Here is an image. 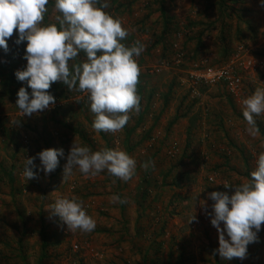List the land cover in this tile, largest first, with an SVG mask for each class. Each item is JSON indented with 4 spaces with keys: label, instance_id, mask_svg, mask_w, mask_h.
<instances>
[{
    "label": "rangeland",
    "instance_id": "obj_1",
    "mask_svg": "<svg viewBox=\"0 0 264 264\" xmlns=\"http://www.w3.org/2000/svg\"><path fill=\"white\" fill-rule=\"evenodd\" d=\"M49 2L52 6L48 5L45 25L56 23L55 15L59 14L54 12L55 0ZM106 2L109 7L105 10L121 18L129 31L121 42L131 46L139 41L144 48L137 58L141 110L129 114L126 127L134 129L139 115H143V123L127 145L123 130L105 133L93 128L94 114L86 93L32 116L23 115L11 94L13 88L2 78L7 71L15 74L19 67H26L23 56L27 42L16 45L18 35L14 32L8 40L9 52L0 49V165L3 171H14L15 179L14 195L9 185L0 182V264H141L146 250L154 251L159 243L162 252L155 257L164 264H264V225L258 242L248 245L246 259L224 260L219 256V234L209 215L214 201L208 199L213 191L234 194V187L251 179L258 155L264 152V139L261 134L253 138L246 132L248 125L242 115V101L256 88H264L261 0H243L241 6L234 7L239 24L234 17L218 12V0ZM161 4L180 28L152 49L161 37ZM117 6L124 9L117 11ZM190 22L196 24L192 30L186 28ZM209 23L213 29L207 32L204 28L203 47L195 51V41L190 40ZM221 35L226 44L221 43ZM11 56L16 61L14 69ZM77 58L85 61L83 54ZM229 65L238 67L241 79L235 92L223 83L205 85L190 78L195 70ZM21 87L30 89L27 82H19L14 90ZM255 119L264 130V114ZM74 140L92 151L132 149L127 154L136 161L135 175L124 182L107 170L86 178L74 169L63 182ZM48 148L64 150L57 178L52 180L51 174L39 170L37 157L34 171L38 179L27 181L23 176L25 159ZM148 161L155 167L145 170L141 165ZM147 172L150 192L141 201L137 188L145 185ZM166 173L170 176L162 186ZM225 183L232 187L224 188ZM113 195L126 202L112 203ZM72 196L83 201L87 214L95 220L92 232H71L49 212V205L57 198ZM193 216L195 220L189 223ZM42 231L47 238L45 249L41 246ZM151 252L146 262L154 258Z\"/></svg>",
    "mask_w": 264,
    "mask_h": 264
},
{
    "label": "clouds",
    "instance_id": "obj_2",
    "mask_svg": "<svg viewBox=\"0 0 264 264\" xmlns=\"http://www.w3.org/2000/svg\"><path fill=\"white\" fill-rule=\"evenodd\" d=\"M49 0H0V49L9 52L8 40L14 35L16 45L27 42L23 59L27 65L17 70L19 82H27L31 89L21 87L17 92L16 106L23 115L54 106L56 99L50 89L61 82L69 91L86 93L90 111L94 114L93 128L97 132L117 133L130 120V113H139L141 97L138 94L141 68L137 58L144 48L139 41L126 46L121 41L129 35L121 18L110 14L106 0H55L56 23L44 24ZM264 7V0H261ZM81 52L86 60L77 63ZM242 115L253 138L260 134L255 117L264 114V88L242 101ZM17 123V122H15ZM64 150L48 148L24 161L23 176L27 181L38 179L34 163L38 157L40 171L51 174L59 166ZM251 179L234 187V194L213 191L208 199L212 204L211 225L219 234L216 250L224 260L248 255V245L258 242V233L264 225V152L258 155ZM155 167L153 161L141 165L145 170ZM78 169L86 178L107 172L124 182L135 175L136 161L127 152L118 149L92 151L75 140L67 156L63 182ZM115 182V181H114ZM224 188L231 185L225 183ZM54 193V192H53ZM112 203L126 201L119 196L110 198ZM204 204L205 202H201ZM51 215L58 216L69 231L92 232L96 227L82 200L76 196L57 198L49 205ZM195 220L191 218L189 223ZM221 224L223 227H221ZM227 236V239H226Z\"/></svg>",
    "mask_w": 264,
    "mask_h": 264
},
{
    "label": "trees",
    "instance_id": "obj_3",
    "mask_svg": "<svg viewBox=\"0 0 264 264\" xmlns=\"http://www.w3.org/2000/svg\"><path fill=\"white\" fill-rule=\"evenodd\" d=\"M242 4H243V0H218V5H219L218 12L223 17H226V16L227 17H234L236 19L237 24H239L240 23L239 21H241V19L239 18V16L235 15L237 13V11H236V9H234V7L236 8V6H241ZM48 5L52 6V2H49ZM48 5H47V7H48ZM116 8H118L117 11L119 9H124V7H122V6H117ZM158 12L160 13L161 26H162L161 35H160L161 37L158 40H156L151 45L152 49L158 47L163 42V38L164 37L170 36L171 32L172 33H174V32L177 33L179 28H180V24H178L177 22L174 23L173 19L168 16L163 4H161V7L159 5ZM247 26L249 27L248 23H247ZM194 27H196V24L191 23V22L188 23L187 26H186V28H189L190 30H192V28H194ZM204 28H205V30H207V32H209L210 29H213V24L209 23L208 25L207 24L204 25L203 26V31L201 33H199L194 39L190 40V41H195V47H194L195 51H199L203 47V36H204V34L206 32V31L204 32ZM222 32L224 33V30H222ZM250 32L253 33V30L250 29ZM220 41H221V43L226 44L225 43L226 40L223 37V35H221ZM224 53L228 54V50H224ZM81 54L85 55L84 52H81L79 54V56ZM85 60H86V55H85ZM10 61H11V67H12V69H14V67L16 66V61H15L14 56L10 57ZM77 62H82V61L80 60V58H77L75 63H77ZM4 70H6V69H4ZM0 80H1V77H0ZM2 80H3V83L5 85L9 86L10 88H14V86L15 85L17 86V84L19 83V81L15 77V74L11 73L9 71H7L3 75ZM2 80L0 81V83L2 82ZM28 92L30 94L31 93V89H29ZM50 92H51L52 95H54V97L56 99V103L55 104H59L58 102L66 101V100L70 99L71 97H75L76 95L81 94L80 92H77V91H74V90L73 91H69L67 86L63 85L61 82L54 83L51 86ZM11 94L14 95L16 100H17V91L16 90H14V91L12 90ZM167 95H169V92L167 93ZM58 108H59V105H57L55 107V109H58ZM142 123H143V115H139V117L137 119V122H136V126L134 127V129H129L126 126L124 127L123 131L125 133L126 145L128 144V142L130 140V136L132 134H134V132L137 130V128ZM173 124H174V121H171L169 127L171 128V126ZM257 126L259 127L260 134H261L262 138L264 139V130L258 124H257ZM131 151H132V149H128L127 148V153H130ZM0 167L2 169L1 170L0 182L1 183H5L6 186L9 185L10 186V190H11V192L13 194L14 190H15L14 186H13V184L15 182V179L13 177L14 171H12V170L3 171V168H2L3 166L0 165ZM148 176H149V172H147L145 174V177L143 179V182H144L145 185L140 186V187L137 188V193L139 194L138 195V199H140L141 201H142V197L145 200L146 196L150 192V189H149L150 188V182H149V180L147 178ZM169 176H170V173H166V174H164L162 176V180H163L162 186H166L167 185V179H168ZM51 178H52V180L57 178V170H55L54 172L51 173ZM174 185H176V184L174 183ZM120 211H121V215H122V213H124V209H123L122 205L120 206ZM138 232L139 231L137 230V233ZM41 239H42L41 246H42V248L45 249L46 239L47 238L45 237L44 231L41 232ZM161 250H162V243L157 244L154 247V251H152V252L149 251V249H147L146 252L144 253V255L142 256L141 264H147V263L148 264H164V263H162V259H160L158 257H155V256L159 255V253L162 252ZM150 252L152 253L154 258L152 260H148V262H146V258L148 257V253H150Z\"/></svg>",
    "mask_w": 264,
    "mask_h": 264
},
{
    "label": "built area",
    "instance_id": "obj_4",
    "mask_svg": "<svg viewBox=\"0 0 264 264\" xmlns=\"http://www.w3.org/2000/svg\"><path fill=\"white\" fill-rule=\"evenodd\" d=\"M238 69V67H236ZM231 65L221 67L207 66L201 70H195L190 73V78L194 83H202L205 85L223 83L231 92H235L240 86V77L237 70ZM17 70H23L19 67Z\"/></svg>",
    "mask_w": 264,
    "mask_h": 264
},
{
    "label": "crops",
    "instance_id": "obj_5",
    "mask_svg": "<svg viewBox=\"0 0 264 264\" xmlns=\"http://www.w3.org/2000/svg\"><path fill=\"white\" fill-rule=\"evenodd\" d=\"M15 88H13L12 90H14Z\"/></svg>",
    "mask_w": 264,
    "mask_h": 264
}]
</instances>
